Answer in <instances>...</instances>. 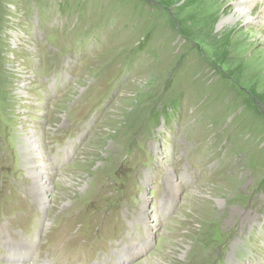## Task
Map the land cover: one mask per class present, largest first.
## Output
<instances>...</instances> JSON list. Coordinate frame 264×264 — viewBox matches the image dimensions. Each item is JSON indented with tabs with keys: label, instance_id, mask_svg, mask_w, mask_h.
Instances as JSON below:
<instances>
[{
	"label": "rangeland",
	"instance_id": "374dc122",
	"mask_svg": "<svg viewBox=\"0 0 264 264\" xmlns=\"http://www.w3.org/2000/svg\"><path fill=\"white\" fill-rule=\"evenodd\" d=\"M237 1L0 0L2 241L32 264H264V18Z\"/></svg>",
	"mask_w": 264,
	"mask_h": 264
},
{
	"label": "bare ground",
	"instance_id": "6f19581e",
	"mask_svg": "<svg viewBox=\"0 0 264 264\" xmlns=\"http://www.w3.org/2000/svg\"><path fill=\"white\" fill-rule=\"evenodd\" d=\"M257 3H259L262 6L261 14L264 18V0H238L234 6V8H235L234 13L237 17L245 16L248 13V9H250L251 6H253ZM223 21H225V20H223ZM221 26H222V23L219 24V28ZM36 141L37 140L34 138V135H30L29 137L25 138V143L27 145L26 146V152H27V156H26L27 162L26 163L29 165L28 166V168H29L28 172L34 177V184H35V187H37V189H38L39 203H40V205L44 206L45 203H47V201H48L46 198V194H47L46 191H48V189H50V176H51L50 174H51V172H50L49 166L51 164H49L47 162V160L44 158V155L42 154L41 148L36 149L37 148L35 146L37 144ZM35 150H37L36 155L33 154L34 152H36ZM34 157H36V158H34ZM39 177H40V181H38ZM144 219H146V218H144ZM145 224H147V221H145ZM30 246H32V244H29L28 242L10 244L9 242L2 241V239L0 238V249L6 250L8 248L6 251H8L9 255L10 254H13V255L16 254L15 258L7 255L6 259H7L8 263L26 264L27 262L32 260L31 259V257H32L31 252L32 251L29 248ZM29 263L32 264L31 262H29ZM29 263H27V264H29Z\"/></svg>",
	"mask_w": 264,
	"mask_h": 264
}]
</instances>
